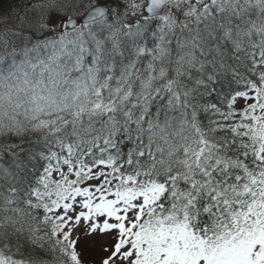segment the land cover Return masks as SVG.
Instances as JSON below:
<instances>
[{
    "label": "snow or ice",
    "instance_id": "snow-or-ice-1",
    "mask_svg": "<svg viewBox=\"0 0 264 264\" xmlns=\"http://www.w3.org/2000/svg\"><path fill=\"white\" fill-rule=\"evenodd\" d=\"M2 10L0 264H264V0Z\"/></svg>",
    "mask_w": 264,
    "mask_h": 264
},
{
    "label": "trees",
    "instance_id": "trees-1",
    "mask_svg": "<svg viewBox=\"0 0 264 264\" xmlns=\"http://www.w3.org/2000/svg\"><path fill=\"white\" fill-rule=\"evenodd\" d=\"M11 2L12 0H0V12L4 13L2 9L6 8Z\"/></svg>",
    "mask_w": 264,
    "mask_h": 264
},
{
    "label": "rangeland",
    "instance_id": "rangeland-1",
    "mask_svg": "<svg viewBox=\"0 0 264 264\" xmlns=\"http://www.w3.org/2000/svg\"><path fill=\"white\" fill-rule=\"evenodd\" d=\"M3 15H4V14L0 12V18H2V17H3Z\"/></svg>",
    "mask_w": 264,
    "mask_h": 264
}]
</instances>
